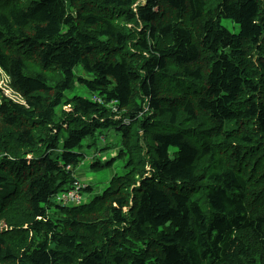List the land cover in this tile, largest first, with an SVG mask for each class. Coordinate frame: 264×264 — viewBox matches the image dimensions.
I'll return each instance as SVG.
<instances>
[{
	"label": "trees",
	"instance_id": "trees-1",
	"mask_svg": "<svg viewBox=\"0 0 264 264\" xmlns=\"http://www.w3.org/2000/svg\"><path fill=\"white\" fill-rule=\"evenodd\" d=\"M212 3L0 0V69L21 98L0 103V218L20 226L0 230V264H264V0ZM76 84L97 99L74 95L60 114ZM181 117L218 136L198 148ZM111 127L130 172L55 205Z\"/></svg>",
	"mask_w": 264,
	"mask_h": 264
},
{
	"label": "rangeland",
	"instance_id": "rangeland-1",
	"mask_svg": "<svg viewBox=\"0 0 264 264\" xmlns=\"http://www.w3.org/2000/svg\"><path fill=\"white\" fill-rule=\"evenodd\" d=\"M27 1V0H25ZM219 0H213L214 4L215 2L217 3ZM95 7L97 6V3L94 2ZM82 4L80 3L78 5V7H81ZM211 6V5H209ZM77 8V6L74 8V10ZM117 22L119 23L118 25L122 26V24H124V22L117 20ZM221 23L223 26H225L226 28H228L230 31L232 32H238L239 30V25L237 23H235L233 20L228 19V18H223L221 19ZM132 49V48H131ZM36 53L34 52L33 55V59L36 58ZM28 65V71L33 73V74H37V73H42L47 80V83L49 85L51 84H55L57 83V81L59 80L58 78V74L56 71L54 70H47L42 72L41 70V65L38 62L35 61H30L27 63ZM76 75H77V70H76ZM9 79L7 80L5 74L3 73L2 69H0V103L3 101V97L6 96L9 99H12L16 102H21V98L20 96L8 85L9 84ZM74 95H82V96H87L90 97L91 99L93 98V100L97 99L95 97V95L91 96L89 93H86V91L84 90V88L78 84H76L75 86H71L70 90H68L65 93L64 99H63V106L62 108L59 110V113L62 114L64 110L68 111L70 106L73 104L71 98ZM163 96H169L170 94L164 93L162 94ZM114 110V108H113ZM119 117L115 118L118 119ZM185 127H187L188 129H192L189 130L190 137H191V141L198 147H201V142L202 141H206L209 140L211 142H214L213 138L217 137L218 135H214L213 138L210 135H205L202 138L199 136L193 137L194 134L196 133L193 129L196 128L195 130H199L201 131L202 135H204L205 131H207L210 127L208 122H205L203 120V118L199 117L198 121H193L191 119L188 118H180ZM129 119L128 118H124L121 121V125H128L129 124ZM5 132L4 130V126L0 123V135H3ZM134 132V130H133ZM220 136H222L220 134ZM89 142H93V145L91 147H87L84 146V150L86 151V157L83 159L82 163L80 164V166L77 168L76 170V176L81 180V182L84 185H90L92 186V190L89 192H82L81 193V197L82 200L81 202H88L89 200H91L92 197L99 195L107 186V183L109 181V179L111 178V176H121V175H125L128 174L130 172V167L129 164L126 162L128 160V156L124 157V156H118L117 154L120 151V147H121V139L119 134L117 133V130L114 127L111 128H107V129H97V131L95 132V135L93 137V139H91ZM88 142V143H89ZM107 147V148H106ZM101 149V150H98ZM93 150H97V153H93ZM132 158L135 157L136 160H139L137 157H141L144 154L141 153L140 151H136L135 152L132 150ZM28 155V156H27ZM27 157H32V154H27ZM99 159L104 166L99 168V169H95L93 167H91V164L96 160ZM205 160V159H204ZM204 160L198 161V163L200 164L199 169L202 170L203 168V163ZM209 163V162H208ZM262 165H264V162H261ZM140 167V168H138ZM144 170L141 171L140 170ZM149 170V167L146 168V171ZM23 173V171H22ZM145 173V166L144 163L141 161L138 165L137 168L133 171L132 175L135 174L134 176V181L138 180L140 177H142ZM21 178H23V174L21 175ZM134 186V184H133ZM131 188V186H130ZM53 202L55 205H57L59 203V205L61 204V202L58 201L57 197L54 196L52 198ZM129 202L132 201L129 199ZM69 205H73V204H69ZM127 210H129L128 207H126ZM51 211L53 210L50 209ZM15 221H19L22 222V217H20L19 215L17 217L13 218ZM3 228V229H2ZM15 228H20L16 227L14 225H10V223H8L6 221L5 218H0V230H12ZM1 230V231H2ZM127 246L131 247V249L133 250L134 246H138L137 242L134 240H130L129 242L126 243ZM258 255V257H256L255 259V264H263V261L260 257V253H256ZM260 257V258H259ZM8 264H16V263H8Z\"/></svg>",
	"mask_w": 264,
	"mask_h": 264
},
{
	"label": "built area",
	"instance_id": "built-area-1",
	"mask_svg": "<svg viewBox=\"0 0 264 264\" xmlns=\"http://www.w3.org/2000/svg\"><path fill=\"white\" fill-rule=\"evenodd\" d=\"M83 186L84 184L78 178H74L71 188L68 191L58 195L57 197L58 201H61L62 203H71V204L80 202L81 200L80 190L82 189L81 187Z\"/></svg>",
	"mask_w": 264,
	"mask_h": 264
}]
</instances>
